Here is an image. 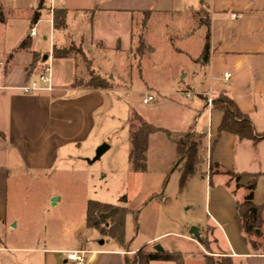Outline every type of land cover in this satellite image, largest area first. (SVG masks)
Segmentation results:
<instances>
[{"label": "crops", "instance_id": "obj_1", "mask_svg": "<svg viewBox=\"0 0 264 264\" xmlns=\"http://www.w3.org/2000/svg\"><path fill=\"white\" fill-rule=\"evenodd\" d=\"M39 4L42 11L37 12ZM35 5L33 14L37 13L38 22L31 25L33 14L26 18L28 30L36 29V39L32 42L29 39L30 49L14 53L28 38L27 31L13 48L5 43L0 61V239L6 235L5 225L8 228L13 225L15 231L20 225L21 234H26L12 237L16 246L9 250L1 247L0 254L26 252L36 256L42 264H67L65 254L84 252L85 264H124L127 252L113 242L114 247L108 248L107 241L85 250L86 242L81 240L78 246L65 249L55 243L59 237L54 234L50 243L45 237L36 247L23 249L33 230L26 226L33 203L27 206L20 201L27 203L35 188L37 199L42 198L43 193L40 187H11L9 175L12 171L17 179L47 174L57 165L64 167L65 162L77 160L84 145L91 140L98 112L103 108V96L113 93L72 89L78 79L75 60H53L52 50L79 49L83 56L89 57L95 70L104 74L118 66V59L112 60L105 55L125 54L131 50L135 17L144 14L161 18L194 17L205 11L209 15L208 63L203 67L196 64L202 49L197 58L189 59L198 68L197 73L192 74L198 83L177 92L183 100L190 102L186 116L191 120L185 132L159 133L165 136L160 141L164 154L163 161L154 169L148 157V138L146 171L138 174L137 205L129 209L126 205L131 213L138 215L136 236L133 238L132 234L125 242L130 244L128 251L134 253L164 241L184 242L177 252L182 256L183 264H205V259L229 264H264V241L260 239L258 242L262 244L256 246L252 240L253 249L236 221V207L243 202L244 188L254 178L252 204L260 213V229L264 228V0H35ZM43 9L64 11L65 30L54 32L52 15L44 14ZM176 23L181 22L177 20ZM32 55L42 61L33 66ZM44 58H47L45 63ZM48 64L51 67V91H42L43 87L39 86V92L25 95L23 89L36 81L42 66ZM224 75H228V79L224 80ZM222 94L248 118L256 134L254 142H239L232 136L218 135L222 115L207 109V102L213 103ZM180 112L184 116L183 111ZM181 125H172V130ZM169 136L188 138L189 145ZM177 145L185 150L182 156L177 152ZM89 153L87 150L86 154ZM189 156L194 159V173L180 188V173ZM202 162L205 163L201 181L206 198V228L201 232L196 230L199 237L196 241L184 234L183 216L188 211L185 207H191L193 202L188 192L181 194L191 187L196 177H200L202 169L198 163ZM211 167H215L219 175H212ZM232 175L240 178L237 189L229 186L227 179ZM175 188L176 195L167 197L169 189L174 192ZM22 192L26 196L21 195ZM76 201L78 231L82 230L80 213L89 201L83 197L79 200V196ZM161 216L165 225L172 226H161ZM137 240L142 246L135 248ZM187 244L195 247V253L187 249Z\"/></svg>", "mask_w": 264, "mask_h": 264}, {"label": "rangeland", "instance_id": "obj_2", "mask_svg": "<svg viewBox=\"0 0 264 264\" xmlns=\"http://www.w3.org/2000/svg\"><path fill=\"white\" fill-rule=\"evenodd\" d=\"M35 10V0H0V14L3 21L0 23V61L3 50L6 48L5 43H9L10 48H13L18 38L27 33L26 18L30 14L32 15ZM43 10L44 14L53 16V12ZM208 18L209 15L205 11H201L194 17L185 15L183 17L161 18L150 14L135 17L132 25L131 50L125 54H104L112 60L118 59V66L104 72V74H99L95 70L88 56L84 55V62L87 66L82 59L75 58L79 81L86 83V73L93 74L104 80L108 84L110 92L113 93H107L103 96V108L98 112L91 140L87 145H84L77 160L65 162L66 166L64 165V167L57 165L50 173L28 175L26 178L19 177L16 179L15 174L10 172L11 187H40L41 193H43V197L37 199L35 188L31 196H28L27 203L20 201L21 204L27 206H31L33 203L32 214L27 218L28 224L26 225L31 226L33 230L30 232L28 244L24 245L23 249L36 247L43 243L45 237L50 243L54 234L59 237L55 243L60 244L65 249L78 246L81 240L86 242L85 250L90 247L96 248L102 242H106L97 233L86 230L84 207L80 213L82 230H76L78 211L76 198L78 196L79 200L80 197H83L85 201L113 206L124 198L128 209L137 205L139 176L131 172L127 160L129 117L136 115L145 124L157 131H166L170 134L185 132L187 123L191 120V118L190 120L187 119L186 116L189 114L187 108L190 102L183 100L177 92L182 89L186 90L185 87L189 84L198 83V79L192 77L193 73H197L198 68L193 66L189 59L197 58L203 48L200 47L201 43L204 46L206 33L204 25ZM177 20L181 23H176ZM30 41L32 42V40ZM184 42L187 44L186 47ZM197 65L201 67L200 63ZM147 97H151L153 103L144 106L142 101ZM180 111H183L184 116ZM174 124L182 125L174 131L172 130ZM164 137L159 133L149 137L148 157L153 169L163 161L164 152L161 150L160 141H163ZM171 137L177 142L189 145L188 138L169 136V138ZM101 146L108 150L99 161L92 163L95 151ZM87 150H90L88 155L86 154ZM184 151L183 153H185ZM198 166L199 169H202L201 175L199 174L200 177L193 180L188 190L184 191L185 187L184 192L181 191V195H186L188 192L193 202L191 207H185L188 211L183 216L186 225L184 233L186 238L191 237L192 229L201 232V229L206 228L204 212L206 198L204 184L201 181L202 178L204 179L205 163H198ZM210 172L212 175H219L214 168H210ZM227 180L230 187H235L240 178L232 175ZM177 192V188L174 192L169 189L167 197L173 198ZM20 194L26 196L24 192ZM52 200L60 201L52 206ZM7 211L10 212V207ZM137 217L138 215H136V224ZM133 218L134 216H129L126 219L125 241L132 234L133 238L136 236L133 230ZM162 225L165 228L172 226L165 225L161 216ZM4 231L6 235L0 239V248H6V250L16 246L13 244L15 239L11 240L12 237L19 238L22 234L26 235L25 233L21 234L20 225H17L16 231L13 225L9 228L5 225ZM258 234L264 237V228L260 229ZM252 240L256 246L262 244L258 242L260 240ZM108 243V248L114 247L112 242ZM183 243L176 240L164 241L160 245H152L143 249V252L150 254L154 252L155 247L161 246L164 255L177 254L178 247ZM141 244V241L137 240L134 247L136 248ZM194 248V246L187 244V249L193 253H195ZM126 252L131 254L127 257L128 263L136 264L140 251L136 253ZM196 252H199L198 249ZM35 259L36 261L33 263ZM28 262L42 264L36 256L26 252H22V254L11 252L0 254V264H28ZM210 264L228 263L211 260Z\"/></svg>", "mask_w": 264, "mask_h": 264}, {"label": "trees", "instance_id": "obj_3", "mask_svg": "<svg viewBox=\"0 0 264 264\" xmlns=\"http://www.w3.org/2000/svg\"><path fill=\"white\" fill-rule=\"evenodd\" d=\"M42 11V6L39 4L37 12ZM0 14V23H2ZM38 22V15L34 13L31 19V25ZM52 25L54 32H62L65 30V12L55 11L52 16ZM206 29L205 43L202 48L199 59L196 64L205 66L209 60V42H208V21L204 25ZM30 49V41L27 38L19 44L14 53L26 52ZM79 57L84 61V56L79 49L70 47L67 50L56 51L52 50L53 60L74 59ZM42 61L39 57L32 55V65L35 66ZM87 66V64L85 63ZM72 89H81L86 91H104L109 92L108 84L93 74L87 73V82L83 83L75 79ZM211 110L219 112L222 115L220 125L218 127V135H229L236 138L239 142H254L256 139L255 131L247 117L242 115L233 102L224 94L220 95L216 101L212 103ZM156 129L145 124L136 115L129 117V133H128V165L132 173L144 174L146 171V152L148 138L156 133H160ZM177 152L183 153L182 147L177 146ZM194 159L188 157L186 165L180 173V188L185 185V181L194 173ZM216 169L215 167H211ZM255 188V179L244 188L246 196L243 202L236 207V221L239 225L241 233L249 240L253 249L255 244L252 239L264 241V237L256 235L260 231L261 221L259 210L252 204V193ZM125 199H120L116 205H102L96 202L89 201L85 207V227L89 231H93L99 235L100 238L108 242H113L118 245L123 251L129 250L128 243L125 242V223L129 216L133 218V229L136 233V213H131L127 207ZM211 260L205 259V264H210ZM225 262V261H224ZM151 263H170L183 264V258L179 254H163L150 253L145 254L143 250L139 252L136 264H151ZM124 264H129L125 259ZM229 264V263H228Z\"/></svg>", "mask_w": 264, "mask_h": 264}, {"label": "built area", "instance_id": "obj_4", "mask_svg": "<svg viewBox=\"0 0 264 264\" xmlns=\"http://www.w3.org/2000/svg\"><path fill=\"white\" fill-rule=\"evenodd\" d=\"M28 39L35 40L36 33L34 28L28 30ZM223 79H228V75H224ZM39 86H42V91L50 92L51 91V67L50 65H43L40 69V73L36 77V81L30 83L27 87L23 89V93L25 95H30L36 92H39ZM185 99H190V96H185ZM152 102L150 97L145 98L142 101V105L146 106ZM212 103L207 102V109H211ZM125 256H130L131 254H124ZM85 256L84 252H75V253H67L65 254V262L67 264H85Z\"/></svg>", "mask_w": 264, "mask_h": 264}, {"label": "water", "instance_id": "obj_5", "mask_svg": "<svg viewBox=\"0 0 264 264\" xmlns=\"http://www.w3.org/2000/svg\"><path fill=\"white\" fill-rule=\"evenodd\" d=\"M46 61H47V58H44L43 63H45ZM107 150L108 149L106 147H104V146L99 147L94 153V158L92 160V163H95V162L99 161V159L106 153ZM56 201L57 200H53L52 201V205L54 203H56ZM190 236L193 237L196 241L199 240L198 234H197L196 230H194V229L191 230ZM154 252L155 253H162V250H161L160 247H155L154 248Z\"/></svg>", "mask_w": 264, "mask_h": 264}]
</instances>
